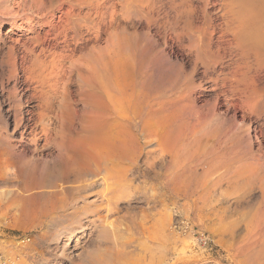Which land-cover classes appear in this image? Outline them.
<instances>
[{
	"label": "rangeland",
	"instance_id": "rangeland-1",
	"mask_svg": "<svg viewBox=\"0 0 264 264\" xmlns=\"http://www.w3.org/2000/svg\"><path fill=\"white\" fill-rule=\"evenodd\" d=\"M21 1L28 0H10L9 13L4 10L0 12L5 13L4 16L0 14V154H7L8 159L14 165L12 168L8 167L4 163L7 159L6 156L0 155V182L2 181L0 187H2L3 191L4 189L8 190L10 185L7 182H9L11 177H15L16 182L22 189L27 183L29 184V180L31 182L33 179L31 177L35 173L33 177L36 178L34 179L37 184H40L45 191L51 192L55 185L71 184H67L68 179L62 173L52 172L51 167L59 151L66 149L67 144L64 143L69 138L82 133V124L85 125L84 122L87 120L86 113H88L91 103L89 101V104H87V102H84L85 100H82L81 92L84 90V86L81 84L80 77H77L80 71L77 72L75 70L74 81L69 87L70 91L72 90L71 92L74 91L73 100L77 109L74 124L75 131H72L73 133L69 131L63 121L62 108L59 105L63 102L64 93L61 89H58L60 96L57 95L54 101V111L56 113L51 114L53 120L50 125L48 126L47 124L49 123L45 120L41 123L42 125L38 124L39 128H33L34 130L36 129V133L33 129H28L25 135L21 136L23 128L18 123L21 119L20 117L18 120V115L22 104L17 102L12 92L14 91L13 79L5 67V61L9 59L8 50L12 45L10 38L5 37L6 34L11 39L18 38L21 34L20 29H22L19 23L24 25L26 22L27 24V21H25L26 16L14 18L15 13L24 14L23 10L28 9L26 7L31 5V3H28V5L24 3L25 6L27 5L25 7ZM133 1L136 5L133 4ZM219 1L221 2V0ZM219 1L153 0L152 2V0H101L99 6H97L98 10L109 15L106 16L105 14V24L110 22L111 13L109 11H114L118 14L116 15V21L113 22L114 24L107 23L106 26L104 25L106 30L102 31V33L100 32L102 47H107L108 41L113 36H115L113 39L118 44L120 42V45L122 44L121 47H119L120 45L118 46L119 48L115 47L119 51L117 49H109L108 53L103 54L104 58H108L107 62H109L111 67H113L114 61L117 59V61L122 60L123 62H127L130 59L132 64L128 61L129 65L125 68V71L122 69L125 66L119 67L120 76L122 77L120 79L124 81L123 88L126 89L123 91V93H126L124 95H130L133 91V94L141 101L154 107L153 110L162 112L160 119L162 117L164 118L163 120H166L164 116L170 115V120L167 119L168 122L160 119L159 121L155 119L153 122L160 124L162 121V123L170 124L171 126L169 125L168 130L171 129L169 134L173 135V139L180 134L183 128L185 131L181 132L180 140L177 139V143H174L177 144L175 148H178L171 154H165L161 151V148L153 143L155 137L151 133L148 134L149 132L145 133L143 125L130 129L125 138L128 144L132 140L133 145L129 144V146L132 148L133 154L136 153L137 167L140 168L135 167L129 171V180H132L134 187L124 190L125 193L121 195V199L117 204L119 206L114 205V210L110 213L106 212L105 205L98 206L100 205L98 195H87L85 202H82V200L77 202L74 201L76 196L73 192L68 193L66 196L68 200L66 199V201L53 198V194L46 193L47 196L45 194L37 197L32 204L27 206L29 210L31 209L30 211H35L32 216L19 217L21 211H18L16 212L18 213L16 214L18 215L17 219H12L11 217L9 219L6 217L0 218V264H124L125 262H128L126 264H257V262L258 264L259 262L264 264V74L260 76L255 72L264 68V49H262L264 45L260 48L262 53L254 54L248 50L246 52L248 53L246 54L247 56L244 57L237 56L235 53V56L218 59L217 65H213L211 64L213 56L211 57L210 54L204 51V53L197 51V42L194 40L193 35L190 34L193 26L191 27L189 23L186 25L187 28L185 26L187 23L184 22L189 12L195 13L196 11L197 14H195L199 17L198 22L204 23V15L207 14L213 18L215 16V22L218 23L221 15L220 6L217 4L220 3ZM91 4H93L92 7L95 10L97 1H91ZM113 4H116L117 7L108 11L107 8H110ZM205 4L206 10L204 9ZM170 9L175 12L170 11ZM200 9L204 10L201 11ZM141 10L143 11L141 12ZM182 14L185 15L183 18ZM43 15L44 13H41L39 16ZM60 15L61 11L57 10L56 20H58ZM165 15L170 18L167 24H165L166 19L164 20ZM153 16H159L158 23L153 20ZM245 17L247 18L246 13ZM43 21L45 20L42 19L41 23H44ZM260 21L261 25L264 26V19ZM180 22L183 23L181 24ZM169 23H172L170 24L171 28ZM95 24L96 21L88 22L91 38L96 35L95 32H99ZM78 25L80 26V24ZM77 26H75L76 30L79 27ZM176 32L181 34L178 35ZM184 32L187 34H182ZM174 33H176L175 37H173ZM72 35L74 36V33ZM165 36L166 38H164ZM176 36L179 38H176ZM90 37L88 36L87 38ZM121 37L125 38L122 39ZM93 43L91 42L90 45L92 46ZM63 45L61 44V49L58 50V53L62 54ZM90 45L88 46L89 48L91 47ZM99 55L101 54L96 50H82L80 48L74 58L87 59V61L95 64V59H98ZM49 56L50 53L45 54L42 60L49 61L51 59ZM109 58L112 60L111 62ZM198 60L199 63L197 62ZM241 61H245V63L242 64ZM233 62H237V64ZM202 63L203 65H201ZM244 64L247 65H245L246 68L243 70ZM215 65L217 66L216 69L213 68V66L216 67ZM206 66L209 68L208 70ZM132 67H135V69L133 70ZM229 70L230 72L233 71L231 72L232 74L228 72ZM125 72L130 77L126 76V74L124 76L123 73ZM236 72L239 73L236 74V77L240 78L245 73L247 78L246 76H244L245 79L242 78L245 81V85L247 83L253 85H251L252 88L249 86V91L252 94L255 91L256 94L261 95L262 106L253 107L255 105H250L249 107L240 101L237 93L235 97L230 92L223 94V89L219 94L217 93L220 97L210 94L208 86L214 77L220 80L222 77H227L228 74L229 78L232 77L231 75H233L232 78H235L234 73ZM127 78L133 79L132 81L136 79L134 81L135 84L130 80L128 81ZM253 78L255 82L254 80L253 82H248L252 81ZM256 81L261 83L257 84ZM241 87H243V84ZM144 94L145 96H143ZM233 98L234 101L231 104H227L226 99L233 100ZM180 99L182 100L181 102ZM34 104H37V102L34 101ZM26 108L27 106L23 105V109L26 110ZM242 108L243 112L245 111L244 114L241 111ZM235 111H238L237 114ZM38 118L35 117L36 120ZM32 123L31 127H34V123ZM176 123L178 126L175 125ZM200 125L202 126L199 127ZM45 127H50L51 129L49 128L45 132L43 131ZM134 139H136L137 143L133 142ZM58 141L62 143L59 144ZM191 141L193 142L191 143ZM47 142L50 143L44 146ZM204 142L211 144L208 145L206 152H200V146ZM194 148L198 155L192 153ZM222 150L224 153H222ZM188 157L192 158L189 159ZM15 164H18V166ZM212 169L216 172L213 173ZM14 173L17 175H14ZM80 177H71V181H82L86 178L82 176L83 178L80 180ZM100 189L96 188L94 193L100 191ZM8 198V196H5L3 199L5 205H8L6 204ZM86 203L90 204V208L88 212L83 213L80 207ZM61 208L62 210H60ZM99 210L101 212L98 214ZM46 211L47 214L45 215ZM107 215L108 218L106 220L108 223H113L111 226L113 229L108 226L105 227L100 219V217ZM250 233L251 235H249ZM253 241L254 243L251 244ZM115 243L120 246L117 247ZM256 247H260V250ZM257 256L258 258H256Z\"/></svg>",
	"mask_w": 264,
	"mask_h": 264
},
{
	"label": "bare ground",
	"instance_id": "bare-ground-1",
	"mask_svg": "<svg viewBox=\"0 0 264 264\" xmlns=\"http://www.w3.org/2000/svg\"><path fill=\"white\" fill-rule=\"evenodd\" d=\"M91 1H94V0H28V1H21V2H23V4L27 3V5H28V3H31V5H30V7H26L27 5L25 6V4L23 5L26 8H28V9L23 10L24 14L23 13L22 14L21 13H19V14L15 13L14 14L15 19L17 17L26 16L25 21H27V24H26V22L24 25L22 23H19V25L21 26L22 29H20L21 31L19 30L21 32V34H20V36H18V38L11 39V37L7 36V34H6L5 37L8 39L10 38L12 45L10 46V49L8 50L9 51L8 52V56H9L8 58L9 59H7V61H5L6 66L5 65L4 66L8 69V72L10 73L9 75H11V77L13 79L12 84H13V90L14 91H12V92L14 93L17 102L22 104V107L19 110V115H18V120L21 117V119L19 120L18 123H20L22 125V128H23V130L21 132V136L25 135V133L28 129H33V128L38 127V124H41L45 120L48 121V123H49V124H47V123L46 124L48 126L50 125V122L53 120V118L51 117V114L55 112L54 111L55 110L54 109V105H55L54 101L56 100L57 95H59L58 89L59 90L61 89L64 93L63 102H61L59 105V107L62 108L63 121H64L65 125L68 127L69 131H71V132L75 131L74 130V128H75L74 124L76 121L75 116H77L76 115L77 109H76V105L74 104L75 102L73 100V92L74 91L71 92L72 90L70 91V89H69V87L72 85V83L74 81L73 76H74L75 70H77V72L80 71L78 73L79 75L77 77L78 78L80 77L81 84L84 86V90L81 92V96H83L82 100H85L84 102H87V104H89L88 102L90 101L91 104H90V109L88 110V113H86L87 117L85 115L87 120L84 118V120H86V122H84L85 125L82 124L83 125L82 133L79 134L78 136L69 138L68 141H66L67 140L66 139L65 140L66 143H64V144H67L66 149L59 151L58 155L55 158V162L53 163V165L51 164L52 165L51 170H53L52 172H54V173L56 172L58 174H59V172L62 173L64 175V177H66L68 179L67 184L68 183H71V184L62 185V186L55 185L53 187L54 189L51 192H47L42 188V186H40V184L39 185L37 184V181L35 180L36 178L33 177L35 175V173H34V175L31 178H33V179L35 178V179L34 180L32 179L31 182L29 180V184L27 183L24 186V188L21 189L19 187V184L15 180L16 178L13 176L14 178L11 177L9 179V182H7L10 185V188H8V190L4 189V191H3L1 189L2 187H0V218L6 217L7 219H9L11 217L12 219H17L18 215H16V214H18V213H16V212H18V211H21L19 214L20 215L19 217L32 216L35 213V211H30L31 209L29 210L27 208V206H29V204H32L33 201L37 197H41V196L45 195L46 193L47 194L48 193L53 194V198H58L61 201H66V199H67L66 196L68 195V193L73 192L76 196V199H74V201H77V202L80 200H82V202L83 201L85 202L86 201L85 199H87L86 198L87 195H91V194L98 195L99 201H100V205H98V206L101 207V206L105 205V208L107 209L106 212L110 213L112 210H114L113 209L114 205H117L119 203V200L121 199V195H124V193H125L124 190H126L127 188L130 189L131 187H134V185H132V183H133L132 180H129L130 174L128 175V173H130L129 172L130 170H132L138 166L137 159H136L137 157L135 156L136 153L133 154L134 152L132 151V148L129 146V144L133 145L132 140L130 139L131 143L129 142V144H128L127 139L125 138V137H127L125 135L130 132V129L132 127H135L138 125H143L142 127H143V130H145V133L149 132L148 134L151 133L152 136L155 137V139H154L155 141H153V143L156 146H158L159 148H161V151H163L165 154L166 153L171 154V152H174L175 149L178 148V147L175 148V146L177 144H174V143L176 142L177 139L180 140L179 136H180L181 132L185 131L184 128L180 132V134H178L173 139V135L169 134V131L171 129L168 130L170 124L169 125L166 124V122H168V120H170V117H171L170 115H166V116L163 115L166 120H163L164 118H162V117L160 119V115H162V112L160 113L159 110L158 111L153 110L154 107L150 106V104H148V103H147L148 104L147 105V104H145V102L141 101L137 96H135L133 94V91H132V94H130V95H124L126 93L125 92L123 93V91L126 89L123 88V86H124L123 82L124 81H121V79H120L121 73H120L119 67L122 65H123V67L125 66L124 68H122L125 71L126 70L125 68H127L129 65L130 59L127 60V62L129 61L127 64V62H123L122 60L117 61L118 59L116 58L117 60L114 61L115 63L113 62L114 65H113V67H111L109 62H107L108 58L107 59L104 58V55H103L104 53H108L109 49H112V50L115 49V47H118L121 43L119 41L120 43L118 44V42L113 39V37L115 38V36H113L112 37L113 40L110 39L108 41L107 47H102L101 38H100V32L102 33V31L106 30V29H104L106 24L107 23L114 24L113 22L116 21V15H118V14L114 11L110 12L109 10L110 9L113 10L114 8L117 7V5L113 4L112 5L113 7L109 6L110 8H107L109 13H111V16L109 18L110 22H107L105 24V22H106L105 14L106 13H101L97 7V6H99L101 0H96L97 1V5H96L97 8L95 10H93L94 8L92 7L93 4H91ZM141 2H143V1H141ZM152 2H153V0H152ZM9 3H10V0H0V12L1 11L3 12V10L8 12ZM190 3H192V2H190ZM133 4L136 5L135 2ZM206 4L204 6L205 10H206ZM217 4L220 6L219 9L221 11V15L219 14L220 19H219L218 23L215 22V19H216L215 16H214V18H215L214 19L212 16H209L207 14L204 15V18H205V21L203 20L204 23L203 22L200 23V22H198L199 17L196 15L197 14L196 11L194 10L196 13L195 14L194 12H189L187 10L189 12V15L186 14L187 16H186V19L184 22L187 23V24H185V26L188 25L189 23L191 24V27L193 26L192 30H190L191 31L190 34L193 35V37L195 38L194 40L197 42V51L198 52L204 51V52H207L208 54H210L211 57L213 56V60L216 59L214 63H212L213 60L211 61V64H213V65L214 64L217 65L218 59L221 60V59H224L226 57H232L235 53L237 56L244 57V56H247L246 54H248V53H246V52L248 50H250L254 54H258L259 52H261L260 48L262 45H264V26L261 25L260 20L264 19V0H221V2L217 3ZM187 7H189V6H187ZM192 7H191V9H192ZM57 10L61 11V15L59 16L58 20H56V11ZM92 10L94 11V13H92L93 12ZM143 10H141V12ZM165 10H163V11H165ZM203 10H201V11H203ZM170 11H173V10L170 9ZM185 11H186V9H185ZM173 12H175V11H173ZM197 12H199V11H197ZM41 13H44V15L39 16ZM190 13H192V14H190ZM245 13L247 14V18L245 17ZM0 14L2 16L5 15V13H0ZM167 15H169V14H167ZM180 15H181V12H180ZM211 15H213V14H211ZM106 16H109V15L106 14ZM183 16H185V15L182 14V18H183ZM158 17L159 16H153L152 17L153 20L157 21L156 23H158V21L160 19ZM42 19L45 20V21H43L44 23H41ZM117 19H118V17H117ZM165 19H166L165 24H167V22L170 21L169 20L170 18H168L165 15L164 20ZM173 19H174V17H173ZM93 21H96L95 27L97 28V30L99 32H95L96 35L93 38H91L90 37V28H89L88 22H93ZM149 21H151V20H149ZM146 22H148V21H146ZM172 23H169V25ZM78 24H80V26ZM163 25H164V23H163ZM75 26L78 27V30H76L77 28L75 29ZM119 28H120V26H119ZM158 28H159V25H158ZM170 28H171V25H170ZM183 28H185V27H183ZM179 30H180V28H179ZM166 32H164V33H166ZM185 32H187V31H185ZM185 32L182 34L188 33V32L187 33H185ZM72 33H74V36L72 35ZM176 33H174L173 37H175ZM180 34H178V35H180ZM165 35H167V34H165ZM88 36L90 38H87ZM124 38H122V39H124ZM164 38H166V36ZM176 38H179V37L176 36ZM164 40L166 41V39H164ZM190 40H193V39H190ZM91 42H94L92 46L90 45ZM61 44H64L62 54L58 53V50L61 49ZM89 45L91 46L90 48L88 47ZM121 45L119 47H121ZM195 46H196V44H195ZM80 48L82 50L83 49L84 50H88V49L96 50L101 55L98 56V59H95L96 60L95 64L91 63L90 61H87V59L86 60L82 59V58L75 59L74 58L75 54ZM193 48H196V47H193ZM262 49H264V47ZM130 50H131V48H130ZM47 53H50L49 57L51 59H49V61L42 60L43 56ZM92 53H90V54H92ZM114 54H116V53H114ZM131 54H133V53H131ZM107 56L109 57L108 54H107ZM107 56H105V57H107ZM195 56H196V54H195ZM251 56L253 57V55H251ZM123 60H125V59L123 58ZM206 60L208 61L207 58H206ZM111 61L112 60L110 59V62ZM197 62L199 63V60ZM201 62H203V61H201ZM237 62H238V60H237ZM237 62H233V63L237 64ZM241 62H242V64L245 63V61L244 62L241 61ZM258 62H259V60H258ZM135 63H136V61H135ZM248 63H249V61H248ZM130 64H131V62H130ZM206 64H207V62H206ZM201 65H203V63ZM245 65H247V64H244V66ZM207 66H206V69L208 70L209 68H207ZM252 66H253V64H252ZM135 67H137V66H135ZM135 67H132L133 70L135 69ZM226 67H228V66H226ZM213 68L216 69L217 66L216 67L213 66ZM245 68H246V66L243 67L242 69L244 70ZM129 70H130V68H129ZM129 70H128V72H129ZM124 71H122V72H124ZM135 72H136V70H135ZM228 72H230V70ZM231 72H233V71H231ZM242 72H245V71H242ZM255 72L257 73V75L261 76L262 74H264V68L257 70ZM237 73L238 72L234 73L235 78H232L233 75H231L232 77L229 78L228 74H227V77H224V78L222 77L223 79L220 77L222 75H220L219 76L221 78L220 80L218 78L216 79V77H214L212 79L210 85L208 86V90H209V92H211L210 94H214L215 96L220 97V96H218V94L223 89V91H222L223 94L225 92H230L232 94V96H234V97L238 94L239 95L238 98L240 99V101H242V103L244 102L249 107H250V105H255L253 107L262 106L261 105V102H262L261 101V95L256 94L254 91V93L256 94L254 97V93L252 94V92L249 91V86L251 87L252 84L247 83L245 85V81L242 79V78H244V76H246L245 73H243L244 75L243 74L241 75L242 78L236 77ZM125 74H126V72L123 73L124 76H125ZM129 74L131 75V72H129ZM126 76H128V74H126ZM211 76H212V74H211ZM128 77H130V76H128ZM246 78H247V76H246ZM127 80L129 81L130 78L129 79L127 78ZM132 80L133 79H131L130 81H132ZM246 80L248 81V79H246ZM253 80H254V78L252 79V81L250 80L248 82H253ZM134 81H136V79H134ZM134 81H132V83H134ZM254 82H255V80H254ZM258 83L259 82H257V84ZM127 84H125V85H127ZM242 84H243L244 88L241 87ZM127 86H131V85H127ZM132 88H133V86H132ZM263 89H264V87H263ZM132 90H134V89H132ZM127 92L130 93L131 91H127ZM135 92H136V90H135ZM261 92H263V91H261ZM138 93H139V91H138ZM140 95H142V94H140ZM143 96H145V94ZM177 96H178V94H177ZM223 97H224V95H223ZM143 99H144V97H143ZM211 99H213V98H211ZM185 100H186V97H185ZM218 100H219V98H218ZM34 101L37 102V104H34ZM181 101L182 100L180 99V102ZM226 101H227V104H231V102L234 101V98H233V100H231V99L227 100L226 99ZM146 102H147V100H146ZM206 102H208V101H206ZM238 103H240V102H238ZM190 104H192V103H190ZM224 104H226V103H224ZM23 105L27 106L26 110L23 109ZM252 109L254 110V108H252ZM241 111L243 112V108L241 109ZM254 111H256V110H254ZM237 112H236V114H237ZM244 112H243V114H244ZM79 113H81V112L79 111ZM262 113H263V111H262ZM163 114H165V113L163 112ZM260 114H261V112H260ZM176 116H177V114H176ZM179 116H180V114H179ZM35 117L36 118L39 117V118L36 120ZM175 118H177V117H175ZM242 118H243V115H242ZM155 119L158 121L160 119V120H163L166 122L162 123V121H161L160 124H155V122H153ZM181 119H179V120H181ZM176 120H178V119H176ZM31 122L34 123V127H31L32 126ZM16 125H17V123H16ZM78 125H80V124H78ZM175 125L178 126L177 123ZM201 126L202 125H200L199 127H201ZM15 127H17V126H15ZM139 127H141V126H139ZM49 128L45 127L44 129L43 128L42 129H43V131L46 132V130H49ZM132 130H134V129H132ZM34 132L36 133V129L34 130ZM133 132H132V134H133ZM142 132H144V131H142ZM132 134H131V136H132ZM134 134H135V132H134ZM132 138H133V136H132ZM135 138H137V137H135ZM135 140L136 139H134L133 142L137 143ZM192 142L193 141H191V143ZM198 142H199V140H198ZM48 143H50V142L45 143L44 146H46V144H48ZM58 143L60 144L62 142L58 141ZM197 143H196V145H197ZM200 144H199V146H200ZM209 144H211V143H209ZM209 144L207 142H204L200 146L201 147L200 152H204L207 149ZM196 150H197V148H196ZM134 151H136V150L134 149ZM192 153L197 154L195 152V148H194V152L192 151ZM222 153H224L223 150H222ZM225 153H226V151H225ZM12 154H15V153H12ZM193 154H192V156H193ZM200 154H199V156H200ZM227 154H228V152H227ZM0 155H2L3 157L6 156L7 159L4 161V163L7 164L8 167L12 168L14 166L13 162L8 159L7 154H0ZM205 156H206V154H205ZM188 158L191 159L192 157H188ZM229 160H231V159H229ZM198 162H199V160H198ZM180 165H182V164H180ZM16 166H18V164ZM183 167H185V166H183ZM137 168H140V167H137ZM210 168H212V167H210ZM212 171H213V169H212ZM215 172L213 171V173H215ZM225 174H226V172H225ZM14 175H17V174L14 173ZM177 175H178V173H177ZM42 176H44V175L42 174ZM42 176H41V178H42ZM79 176H81L80 180L83 178L82 176H84L86 178L83 179L82 181H78V180L71 181L72 180L71 177L77 178ZM211 176H212V174H211ZM55 178H56V176H55ZM87 178H90V179H87ZM42 180H43V178H42ZM42 180H40V181H42ZM136 180H137V178H136ZM57 181H59V180H57ZM96 188H101V189H100V191H97L96 193H94L95 192L94 190ZM47 194H46V196H47ZM5 196L9 197L8 201L6 203L8 205H5V203H3V199ZM60 203L64 204L62 202H60ZM45 206L47 207L46 203H45ZM117 206H119V205H117ZM80 208L83 211V213L84 212L86 213V212H88V209L90 208V204L86 203L85 205L81 206ZM60 210H62V208ZM100 212L101 211L99 210L97 213L99 214ZM46 214H47V211L45 212V215ZM107 218H108V215L105 217H100V219L102 220V223H104L105 227H107V226L111 227L113 225V223L112 222L108 223L106 220ZM256 233H258V232H256ZM249 235H251V233ZM254 241H255V239H254ZM254 241L251 244H253ZM259 242H260V240H259ZM115 244L117 247L120 246L118 243H115ZM261 244H263V243H261ZM242 248H244V247H242ZM256 248H258V247H256ZM258 250H260V247L258 248ZM258 252H260V251H258ZM261 253H263V252H261ZM249 254H251V253H249ZM256 258H258V256ZM261 258H262V256H261ZM259 260H260V257H259ZM126 263H128V262H125L124 264H126ZM257 264H258V262H257ZM259 264H260V262H259Z\"/></svg>",
	"mask_w": 264,
	"mask_h": 264
}]
</instances>
